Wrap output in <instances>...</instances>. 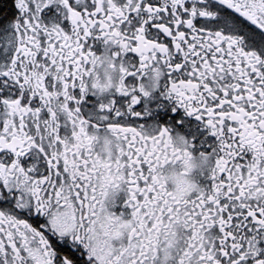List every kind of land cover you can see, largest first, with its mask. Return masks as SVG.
Listing matches in <instances>:
<instances>
[{"label": "snow or ice", "instance_id": "1", "mask_svg": "<svg viewBox=\"0 0 264 264\" xmlns=\"http://www.w3.org/2000/svg\"><path fill=\"white\" fill-rule=\"evenodd\" d=\"M0 264H264V0H0Z\"/></svg>", "mask_w": 264, "mask_h": 264}]
</instances>
